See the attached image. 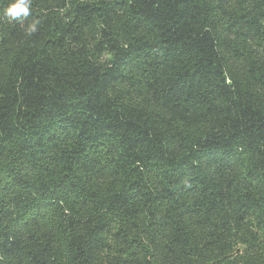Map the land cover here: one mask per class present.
<instances>
[{"label": "trees", "instance_id": "trees-1", "mask_svg": "<svg viewBox=\"0 0 264 264\" xmlns=\"http://www.w3.org/2000/svg\"><path fill=\"white\" fill-rule=\"evenodd\" d=\"M0 0V264H264V0Z\"/></svg>", "mask_w": 264, "mask_h": 264}, {"label": "clouds", "instance_id": "clouds-1", "mask_svg": "<svg viewBox=\"0 0 264 264\" xmlns=\"http://www.w3.org/2000/svg\"><path fill=\"white\" fill-rule=\"evenodd\" d=\"M32 0H9L8 6L3 10V15L10 21H20L25 34L32 35L38 31L39 21L33 19L27 25L24 19L31 13Z\"/></svg>", "mask_w": 264, "mask_h": 264}]
</instances>
